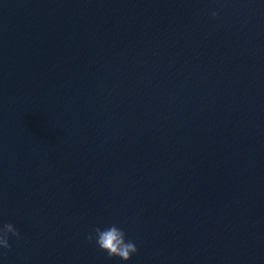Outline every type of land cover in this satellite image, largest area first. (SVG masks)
<instances>
[{
	"label": "water",
	"instance_id": "1",
	"mask_svg": "<svg viewBox=\"0 0 264 264\" xmlns=\"http://www.w3.org/2000/svg\"><path fill=\"white\" fill-rule=\"evenodd\" d=\"M0 221V264H264V0H0Z\"/></svg>",
	"mask_w": 264,
	"mask_h": 264
},
{
	"label": "clouds",
	"instance_id": "2",
	"mask_svg": "<svg viewBox=\"0 0 264 264\" xmlns=\"http://www.w3.org/2000/svg\"><path fill=\"white\" fill-rule=\"evenodd\" d=\"M212 16L216 17L217 13L212 12ZM87 238L109 258L128 261L137 252L135 242L128 239L125 230L116 223L94 227ZM20 239L21 236L12 223L0 221V252L8 251L10 240L19 242Z\"/></svg>",
	"mask_w": 264,
	"mask_h": 264
}]
</instances>
